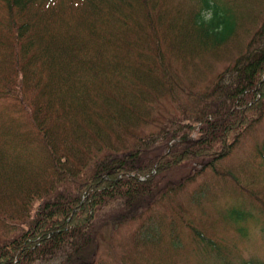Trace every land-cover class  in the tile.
Segmentation results:
<instances>
[{"label":"trees","instance_id":"1","mask_svg":"<svg viewBox=\"0 0 264 264\" xmlns=\"http://www.w3.org/2000/svg\"><path fill=\"white\" fill-rule=\"evenodd\" d=\"M228 3L205 0L213 16L182 36L158 0H0V264H102L104 244L113 264H144L139 246L161 254L185 224L207 239L176 196L264 116V22L229 46ZM203 52L225 65L199 86L185 68ZM128 224L133 249L116 239Z\"/></svg>","mask_w":264,"mask_h":264},{"label":"rangeland","instance_id":"2","mask_svg":"<svg viewBox=\"0 0 264 264\" xmlns=\"http://www.w3.org/2000/svg\"><path fill=\"white\" fill-rule=\"evenodd\" d=\"M158 1L161 4L157 15L162 19L164 27L170 31L168 22L178 18L179 23H182L181 32L177 28L171 30L172 33L179 31L182 36L186 34L185 30L190 28L196 13L201 12L207 19L213 16L212 10L204 8L205 0ZM207 1L213 5L233 3L236 11L242 16L239 37H235L229 44L233 48L247 39L250 29L257 21L264 22V0ZM192 57L194 62L189 61L185 71L199 86L212 81L225 65L223 57L209 56L206 52L195 53ZM195 63L199 64L196 70L197 64L192 66ZM163 113H168V116L181 115L177 105L169 101H165ZM159 144L162 145L163 142ZM261 147H264V116L262 121L246 132L231 155L220 161L219 173L212 167L201 171L194 181L188 184L189 187L185 191L181 190L176 196L177 207L184 209L185 220L181 219L182 223L194 222L192 225L205 233L206 240L199 239L193 233V228L185 224L180 237L173 239L161 254L139 246L142 254L133 258L134 261L144 264H264V215L259 210V206L264 205V158L261 151H258ZM195 167L191 163L185 164L176 170L175 176L177 179L186 176L193 172ZM232 188L233 193L225 191ZM201 189V202H193L192 194L198 195V190ZM249 192L257 193L258 196L254 195L252 198ZM252 202L255 205H251ZM178 208L174 207L176 210ZM178 211L180 213V210ZM132 225L122 227L116 236V239L119 237L130 249H133V244L128 242L127 238L129 227ZM137 226L136 224L133 228ZM106 248L107 245L104 244L99 259L102 264H113L112 249Z\"/></svg>","mask_w":264,"mask_h":264}]
</instances>
